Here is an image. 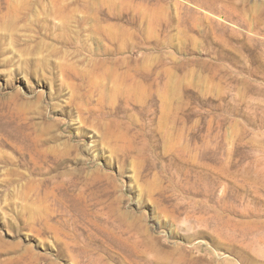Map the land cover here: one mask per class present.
I'll return each instance as SVG.
<instances>
[{"label": "rangeland", "instance_id": "rangeland-1", "mask_svg": "<svg viewBox=\"0 0 264 264\" xmlns=\"http://www.w3.org/2000/svg\"><path fill=\"white\" fill-rule=\"evenodd\" d=\"M197 1L0 0V264H264V0Z\"/></svg>", "mask_w": 264, "mask_h": 264}, {"label": "bare ground", "instance_id": "bare-ground-1", "mask_svg": "<svg viewBox=\"0 0 264 264\" xmlns=\"http://www.w3.org/2000/svg\"><path fill=\"white\" fill-rule=\"evenodd\" d=\"M221 1H222V0H221ZM236 1H237V0H236ZM216 2H218V0H200V1L198 0V1L196 2V6H198V7H206V8L209 9L211 12H212V11L215 12V11H217V9H219V8L216 7L217 4L215 5ZM219 2H220V1H219ZM223 2H224V0H223ZM223 2H222V3H223ZM226 2H228V1L226 0ZM226 2H224V3H226ZM229 2H230V1H229ZM237 2H238V3H237ZM237 2H235V1L233 2V1H232V3H234V4L237 3V5H238V4L240 3V1H237ZM220 4H221V3H220ZM220 4H219V5H220ZM242 4H243V3H242ZM245 5H246V4H245ZM230 6H231V5H230ZM240 6H241V5H239L238 7H240ZM218 7H220V10H221V8L224 9V7H221V6H218ZM233 7H234V6H233ZM233 7H232V8H233ZM238 7L235 6L234 9H237ZM245 7H246V6H245ZM245 7H244V8H245ZM259 7L261 8L262 5L259 6ZM263 7H264V6H263ZM241 8H242V7H241ZM246 8H247V7H246ZM234 9H233V10H234ZM238 9H239V8H238ZM238 9H237V10H238ZM237 10H236V11H237ZM240 10L242 11L243 9H240ZM240 10H239V11H240ZM262 10H263V9H262ZM218 11H219V10H218ZM239 11H237V12H239ZM245 11H246V10H245ZM219 12H220V11H219ZM223 12H224V11H223ZM225 12H226V11H225ZM242 12H244V11H242ZM220 13H222V12H220ZM233 13H235V12L233 11ZM244 13H246V12H244ZM225 15H226V14H224V16H225ZM235 16H237V14H235ZM256 16H257V15H256ZM232 17H233V16H232ZM242 18H243V15H242V17H239V18L237 17V19L230 18V20H231V21H236V23L242 24L243 22H245V20H244L245 18H243V19H242ZM256 20H257V19H256ZM246 22H248V21L246 20ZM255 22H256V21H255ZM232 23H234V22H232ZM258 23H259V22L257 21V24H258ZM234 24H235V23H234ZM239 24H237V25H239ZM243 24H244V23H243ZM255 24H256V23H255ZM245 25H246V24H245ZM247 25H248V23H247Z\"/></svg>", "mask_w": 264, "mask_h": 264}]
</instances>
